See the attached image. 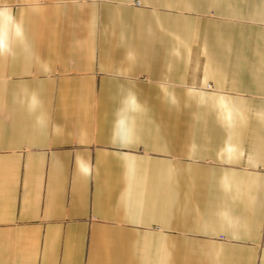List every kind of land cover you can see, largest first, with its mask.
I'll return each mask as SVG.
<instances>
[{"label":"crops","instance_id":"1","mask_svg":"<svg viewBox=\"0 0 264 264\" xmlns=\"http://www.w3.org/2000/svg\"><path fill=\"white\" fill-rule=\"evenodd\" d=\"M0 264H264V0H0Z\"/></svg>","mask_w":264,"mask_h":264}]
</instances>
